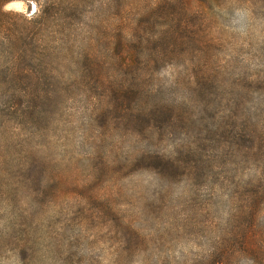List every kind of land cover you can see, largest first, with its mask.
Returning <instances> with one entry per match:
<instances>
[{
	"label": "rangeland",
	"instance_id": "obj_1",
	"mask_svg": "<svg viewBox=\"0 0 264 264\" xmlns=\"http://www.w3.org/2000/svg\"><path fill=\"white\" fill-rule=\"evenodd\" d=\"M58 1L0 18V264H264V0Z\"/></svg>",
	"mask_w": 264,
	"mask_h": 264
},
{
	"label": "trees",
	"instance_id": "obj_2",
	"mask_svg": "<svg viewBox=\"0 0 264 264\" xmlns=\"http://www.w3.org/2000/svg\"><path fill=\"white\" fill-rule=\"evenodd\" d=\"M9 0H0V18H4V16L7 15V12L3 10V5ZM38 5H40L42 0H34ZM86 3V0H71L68 4H64L63 1H58L56 7H52V5H49L46 9V14L42 13L40 10V13L36 15V18H40L42 22L49 21L50 23H55L58 26H62L63 24H60V19L62 18V14L65 11H75L79 8L84 7ZM61 29V30H62ZM10 41L13 42V38L10 39ZM19 54H13V58L15 61L19 60L20 57H18ZM248 229L250 230L252 228L251 224H247ZM247 237H244V239ZM255 251V254L252 252ZM251 253L255 256L256 260L262 259L264 261V250L259 246V244L256 242V245L252 247ZM234 256L232 251H225L224 248H221L218 253L214 255V259L212 260V264H231V257ZM262 264L260 261L258 262Z\"/></svg>",
	"mask_w": 264,
	"mask_h": 264
},
{
	"label": "clouds",
	"instance_id": "obj_3",
	"mask_svg": "<svg viewBox=\"0 0 264 264\" xmlns=\"http://www.w3.org/2000/svg\"><path fill=\"white\" fill-rule=\"evenodd\" d=\"M3 7L5 10L12 9V10H17V11H24L23 4L18 2V0H13V2L11 3H5ZM32 11L33 12L36 11L35 6H33Z\"/></svg>",
	"mask_w": 264,
	"mask_h": 264
}]
</instances>
